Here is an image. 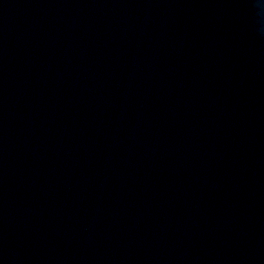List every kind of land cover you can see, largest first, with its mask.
<instances>
[{
    "label": "water",
    "instance_id": "obj_1",
    "mask_svg": "<svg viewBox=\"0 0 264 264\" xmlns=\"http://www.w3.org/2000/svg\"><path fill=\"white\" fill-rule=\"evenodd\" d=\"M0 264H264V0H0Z\"/></svg>",
    "mask_w": 264,
    "mask_h": 264
}]
</instances>
